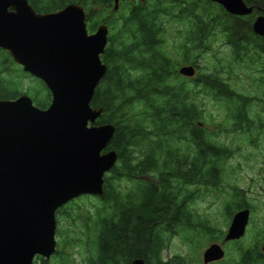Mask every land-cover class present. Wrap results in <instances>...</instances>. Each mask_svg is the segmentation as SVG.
<instances>
[{
  "label": "trees",
  "instance_id": "obj_1",
  "mask_svg": "<svg viewBox=\"0 0 264 264\" xmlns=\"http://www.w3.org/2000/svg\"><path fill=\"white\" fill-rule=\"evenodd\" d=\"M244 1L253 7L248 15L230 14L211 0H123L117 10L113 0H29L36 12L45 13L79 3L89 32L100 23L109 30L101 54L107 69L90 105L102 108L97 124L115 126L105 150H115L118 158L105 174L103 195L96 196L98 202L86 209L84 217L70 214V202L57 209V264H71L61 254L68 244L86 247L84 264H131L136 257L145 264H195L176 255L163 259L171 237L201 230L206 240L213 239L216 227L200 217L193 204L202 191H219L233 150L207 130L198 94L202 91L222 103L231 130L245 133L254 129L250 114L254 98L233 89L219 70L203 71L197 62L199 50H209L213 38L221 36L234 60L252 57L264 65V37L252 30L255 16L264 14V0ZM171 23L186 26L179 45L184 49L181 59L174 58L166 45ZM186 64L195 66L194 76L178 72ZM13 65L17 64L9 52L0 48V98L27 94L28 89L24 92L19 87V70ZM37 80L41 90L34 96L38 94V104L45 108L50 91ZM123 179L134 184L124 190L119 184ZM231 188L222 202L226 219L250 206L243 189ZM68 217L79 220L80 233L73 230L71 234L63 227L61 222ZM218 231L217 239L222 232ZM263 255L256 245H241L237 258L224 263L264 264ZM34 264L51 263L38 256Z\"/></svg>",
  "mask_w": 264,
  "mask_h": 264
},
{
  "label": "water",
  "instance_id": "obj_2",
  "mask_svg": "<svg viewBox=\"0 0 264 264\" xmlns=\"http://www.w3.org/2000/svg\"><path fill=\"white\" fill-rule=\"evenodd\" d=\"M121 1L113 0L114 10ZM211 1L234 15L253 11L244 0ZM252 30L264 37V14L255 16ZM108 31L100 23L89 32L79 3L38 13L28 0H0V48L51 95L45 108L26 93L0 98V264L49 259L57 249V209L79 195L104 193L105 174L118 158L115 150H105L115 126L97 124L102 108L90 101L107 69L101 54ZM178 72L192 77L196 68L186 64ZM249 216V207L235 211L222 242L242 238ZM224 255L221 244L212 242L203 264ZM131 264L145 261L136 257Z\"/></svg>",
  "mask_w": 264,
  "mask_h": 264
},
{
  "label": "rangeland",
  "instance_id": "obj_3",
  "mask_svg": "<svg viewBox=\"0 0 264 264\" xmlns=\"http://www.w3.org/2000/svg\"><path fill=\"white\" fill-rule=\"evenodd\" d=\"M102 11V13L106 12ZM185 28V25L171 23L168 24V29L166 30L165 39L166 45H168L167 48L176 59H181L184 53V49L182 50L179 45L182 42ZM213 40L209 50L200 51L198 49L200 54L197 63L200 67L205 68H203V71L219 70L220 75L230 83L233 89L254 98L252 104H250V114L254 121V129L250 133H245L242 130H231L223 104L214 101L202 91L198 94V98L201 99L204 105L207 130L214 135L219 143L225 144L233 150L232 156L225 162L224 181L219 186V191H202V194L193 204V208L196 209L198 215L207 218L210 221V225L216 227L217 232L213 239L208 240H206L201 230L195 233L185 231L173 235L168 248L163 251L162 257L164 260L176 255L181 258L185 257L187 263L203 264L202 253L212 242L220 243L225 251V255L221 260L208 264H225V261L227 263L229 259L237 258V250L241 245H256L258 250L264 253L261 250V245L264 243V65L259 61L255 62L252 57H245L246 59L243 61L237 62L233 59L229 45L222 40L221 36H216ZM195 53L197 51L192 52V54ZM17 65H13L12 67L19 70L20 78L17 81L19 87L24 92L28 89L26 90L27 95L31 99L33 98L32 101L36 106L41 107L38 104L39 98L37 97L41 90L38 78L27 72V75L22 74V68H19L20 66L18 67ZM200 71L202 72V70ZM11 75L14 76L13 73ZM37 92L38 94L34 96V93ZM260 124L263 125L262 128L256 129ZM119 184L121 185L120 187L126 190L134 184V181L123 179ZM232 186H238L245 191L244 195L250 204V216L246 232L242 238L222 242L231 219L224 217L222 202L226 198H229ZM68 202H70L69 205L67 204ZM68 202L65 204L68 205L70 214L76 215L80 213L84 217L86 209H92L91 206H94L98 202V199L96 195L84 194ZM61 224L63 227L71 230V234H74L73 230L76 233H80L81 224L78 219L71 221L68 217L67 220H62ZM59 226L57 224V227ZM218 230L222 232L221 236L217 239ZM58 238L56 235L57 241ZM61 254L71 264H84L83 259L86 254V247L68 244ZM37 257L34 259V263ZM57 258L58 256H54L53 254L48 259V262L57 264Z\"/></svg>",
  "mask_w": 264,
  "mask_h": 264
},
{
  "label": "flooded vegetation",
  "instance_id": "obj_4",
  "mask_svg": "<svg viewBox=\"0 0 264 264\" xmlns=\"http://www.w3.org/2000/svg\"><path fill=\"white\" fill-rule=\"evenodd\" d=\"M28 2H29V0H28ZM30 3V2H29ZM30 5H31V3H30ZM32 6V5H31ZM34 9V8H33ZM35 10V9H34ZM38 13H45V12H38ZM20 66V65H19ZM21 67V66H20ZM263 245V244H262ZM262 245H261V250H262ZM263 251V250H262ZM264 252V251H263ZM215 262V261H214Z\"/></svg>",
  "mask_w": 264,
  "mask_h": 264
}]
</instances>
